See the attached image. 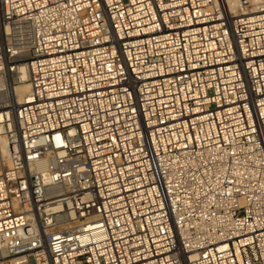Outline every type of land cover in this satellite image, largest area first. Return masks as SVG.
Listing matches in <instances>:
<instances>
[{"label":"built area","instance_id":"built-area-1","mask_svg":"<svg viewBox=\"0 0 264 264\" xmlns=\"http://www.w3.org/2000/svg\"><path fill=\"white\" fill-rule=\"evenodd\" d=\"M0 264H264V0H0Z\"/></svg>","mask_w":264,"mask_h":264},{"label":"bare ground","instance_id":"bare-ground-1","mask_svg":"<svg viewBox=\"0 0 264 264\" xmlns=\"http://www.w3.org/2000/svg\"><path fill=\"white\" fill-rule=\"evenodd\" d=\"M25 75H23V79ZM15 92L18 96L23 97L24 95L30 93V86L28 84H20L15 86Z\"/></svg>","mask_w":264,"mask_h":264}]
</instances>
